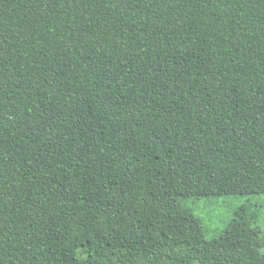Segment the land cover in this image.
Here are the masks:
<instances>
[{
	"label": "trees",
	"instance_id": "16d2710c",
	"mask_svg": "<svg viewBox=\"0 0 264 264\" xmlns=\"http://www.w3.org/2000/svg\"><path fill=\"white\" fill-rule=\"evenodd\" d=\"M264 0H0V264H264Z\"/></svg>",
	"mask_w": 264,
	"mask_h": 264
},
{
	"label": "rangeland",
	"instance_id": "374dc122",
	"mask_svg": "<svg viewBox=\"0 0 264 264\" xmlns=\"http://www.w3.org/2000/svg\"><path fill=\"white\" fill-rule=\"evenodd\" d=\"M202 221L207 239L219 235L231 222L240 206L250 204L258 211L255 226L264 228V195H230L208 198H191L186 201Z\"/></svg>",
	"mask_w": 264,
	"mask_h": 264
}]
</instances>
